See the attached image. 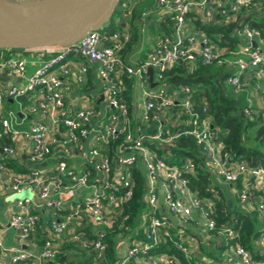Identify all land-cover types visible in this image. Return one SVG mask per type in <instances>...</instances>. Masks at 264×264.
Wrapping results in <instances>:
<instances>
[{
  "label": "built area",
  "instance_id": "1",
  "mask_svg": "<svg viewBox=\"0 0 264 264\" xmlns=\"http://www.w3.org/2000/svg\"><path fill=\"white\" fill-rule=\"evenodd\" d=\"M258 1L155 0L158 11L173 18L172 37H166L149 52L144 62L132 67L126 65L119 56L130 40L127 32L113 34L90 32L69 48H55L57 54L41 61L29 77L26 76V60L15 58L6 62L0 61L2 68L21 77H27V85L24 88H12L9 97L19 99L29 93L36 94L38 99L31 110L40 111L48 117V123L37 122L28 133L33 147L30 160L34 164L51 156L53 146L59 143V139L54 136L56 132L63 133L62 149L66 155L69 154L71 146L79 145L91 135V123L96 117L95 110L89 108L71 114L66 106L65 96L70 89V81H74L77 85L84 84L89 65L98 66V75L104 84L107 103L114 114L111 121L96 128L95 144L86 155L87 162L103 173L105 180L102 189L85 201L84 208L95 222L106 228L111 227L112 209L129 202L134 197L132 168L139 164L145 176L146 213L142 223L145 238L142 241H130L126 252L119 257L118 264H202L193 257V253L198 251V245L197 241H193L194 239L190 240L192 234L190 236L186 234L190 226H194L198 234L220 241L226 252L223 257L225 264H264V232L259 235L255 243L261 252L260 259L256 260L239 244V234L231 224L217 226L213 215V200L201 199L197 191L190 189L188 175H194L195 163L186 160L181 161L180 165H171L148 147L149 144H155L158 147L168 148L179 137H190L203 154L206 170L213 177L230 184H237L243 180L244 183L238 193L240 205L254 199L253 191L259 181L264 180V167L261 165L251 167L246 162L233 161L223 152V145L217 141V134L209 124L207 108L203 107L201 114L195 110L196 104L192 100L190 89L186 86L180 87L171 95L167 94L164 81L165 74L175 65L194 64L199 60L205 65L234 67L236 72L228 77L227 84L235 93L242 91L243 73L255 69L264 71V54L259 48L255 49L252 46V42H256L258 37L257 33L245 25L242 32L243 45L238 51L227 53V51H216L204 36L185 37L184 27L186 17L192 10L197 11L206 22L213 21L214 16H222L226 23H231L238 21V18ZM146 16L145 13L143 19ZM71 55L84 58L87 64L70 61ZM226 55L231 57L228 58ZM150 68L154 74V82L158 83V89L154 93L148 91L146 74ZM121 74L136 77L141 82L145 99L141 123L143 125H148L149 122L155 123L152 133L145 132L147 126L144 129L139 126L135 132L131 130L128 105L122 96L124 85ZM261 95L264 101V92ZM2 99L3 95L0 91V104ZM176 108H181L183 113L178 115ZM249 108L245 109L244 114L252 120ZM164 117L170 122L164 121ZM15 118L16 115L12 112L5 118L0 111V124L4 132L11 137L18 135L14 129ZM125 131H127V145L117 158L118 168L113 171L110 159L102 153V146L108 145ZM2 137L3 135L0 134V139ZM0 151L5 157L17 156L14 147L0 148ZM1 174L10 176L3 187L5 194L15 197L30 188L32 198L16 200L20 212L10 219V226L20 232L21 239L28 245V249L8 250L0 234V264H65L58 260L60 247L55 240L66 232L71 220L79 214L81 208L77 207V211L66 217L64 221H53L52 236L41 250H36L29 248L32 244L31 237L37 233L39 222L38 217L32 212V205L35 199H40L47 209L60 208L62 202L53 196L64 189L65 179L70 181L74 191L87 189L90 184V172L76 173L69 169L66 158L63 157L56 167L58 176L53 179L43 177L38 171H33L26 177L19 176L6 166L4 159L0 161ZM210 192L215 198L214 190ZM164 210L169 219L163 216ZM257 212L264 225V198L259 201ZM97 237L98 239L92 242L81 236H76L73 240L83 251H94L97 258L101 259L106 251V246L102 242L104 232H99ZM172 237H176L172 242L183 260L176 255L150 254L162 240H171ZM138 259H141V262L137 263Z\"/></svg>",
  "mask_w": 264,
  "mask_h": 264
},
{
  "label": "trees",
  "instance_id": "2",
  "mask_svg": "<svg viewBox=\"0 0 264 264\" xmlns=\"http://www.w3.org/2000/svg\"><path fill=\"white\" fill-rule=\"evenodd\" d=\"M132 1H135L134 6L127 0H121L117 7L118 9L121 4L123 5L125 3L131 5V8L126 11L127 16L131 17L128 31L130 40L119 54L123 61L126 58L125 56L132 50V47L137 44L141 38V30L138 29V24L140 25L142 21L146 20L143 19L144 13L149 10H154L156 6L154 0ZM250 8L253 10L251 12L253 15L238 26L236 25L237 21L226 23L222 16H214L213 21L206 22L195 10L189 12L186 17V22L192 26L193 32H197L208 39L211 46L216 51H227V53L230 51L236 52L243 43L242 32L245 25H248L250 29L257 33L258 37L256 40L264 41V0L254 2ZM151 17L152 16H147L146 18L149 20ZM163 19L164 20L159 21L157 27L164 37L171 38L173 33V18L171 15H163ZM122 24H124V22ZM122 24H118V29L123 27ZM148 26L149 25L146 24V28ZM118 29H110L109 31L100 30V33L113 34L118 32ZM17 51H21L25 54L34 51L39 52L41 50L0 49V61L6 62L15 59ZM56 54L57 51H54L52 55L47 56L45 59ZM226 57L230 58L231 56L226 55ZM235 72L236 70L230 69L226 65H205L198 60L194 64L179 63L175 65L165 74L164 83L168 87L170 94L178 91L180 87H188L192 95V100L196 104L195 110L198 111L199 114H201L203 107L207 108L210 126L217 134V141L223 145V152L228 154L233 161H243L251 167L258 165L264 167V110H257L252 107L249 108L246 94L236 95L232 88L227 85L226 81L228 77L235 74ZM122 83L125 86V91L122 96L123 100L128 105L131 130L135 132L139 126L143 129L147 126V131L145 132L152 133L155 123L152 124V122H149L148 125H143L134 114L133 92L135 79L125 75L122 77ZM31 95H33V93H29L27 96L19 98L18 100H23V102L33 101L34 99ZM5 102L8 107L13 106V102H11L10 99H6ZM203 103L206 105H203ZM248 108L251 111L252 120H249L244 114L245 109ZM201 118H203V116H201ZM249 130H253V135L248 134ZM0 134L3 135L0 139V148L14 147L11 135L4 132L1 124ZM126 138L127 131L121 133L118 138L112 140L108 145L102 146V153L110 159L113 171H116L118 167L117 158L122 154L123 148L127 145ZM148 147L154 150L159 158L164 159L171 165H180L181 161L186 160H191L195 163L194 175H188L190 189L197 191L201 199L213 200V215L217 226L221 227L222 225L231 224L239 234V244L252 254L256 240L259 235L264 232L263 229L259 230L258 228V221L260 220L259 215L256 214V212L245 213L236 209L231 211L226 206L222 196L218 199L214 198V194L210 192L212 189L215 191L214 181L206 170L204 156L194 140L190 137L181 136L168 148L158 147L155 144H149ZM3 159L6 166L17 174L25 176L31 172L30 169L18 165L12 158L4 156ZM132 171L135 184L134 197L129 202L112 209V226L103 228L104 237L102 242L106 246L104 256L99 259L92 251L86 253L78 247L77 244L65 243L59 249V261L65 264H93L97 260L100 264H118L119 255L117 245L120 240L129 237H131L132 240H144L145 232L142 223L146 213L145 176L139 164L134 166ZM238 186L239 182L237 187ZM38 230L41 232L39 228ZM36 235V243L42 249L48 238L44 237L42 233L40 235L38 231ZM87 235V239L91 242L98 239V237L90 231L87 232ZM33 238L34 235L31 237V240ZM175 239L176 237H172L171 240H162L150 254L179 256L172 242V240ZM69 250H72V252L74 251V253L68 255ZM215 250L218 252L217 254L203 249L202 253L209 256L212 262L214 260L218 261L220 255L225 251V248L221 245L219 248L215 247ZM63 257H68V260L63 261ZM179 257L183 260V257ZM71 258H76L77 260L71 261ZM253 258L256 260L260 259L259 256Z\"/></svg>",
  "mask_w": 264,
  "mask_h": 264
},
{
  "label": "crops",
  "instance_id": "3",
  "mask_svg": "<svg viewBox=\"0 0 264 264\" xmlns=\"http://www.w3.org/2000/svg\"><path fill=\"white\" fill-rule=\"evenodd\" d=\"M252 11L253 10H251V8L247 10L246 13H244L238 19V21L243 17H248V16L251 17L253 15L251 14ZM145 13L147 16H152L151 19L153 21H150L148 23L149 26L147 28H146L147 23L145 24L144 22H142L140 23V25L138 24V29L141 30V38L137 42V44H135L132 47L130 53H128L125 56L126 58L124 60L125 64L130 67L136 66L142 63L143 61H145L149 52H151L166 38L164 37V35H162L159 28L157 27L159 21L164 20L163 19L164 14L160 13L156 6L154 10H149ZM123 22L124 24H122ZM130 22H131V17L127 16V13H124L123 18L120 19L119 21V25L122 24L123 30H119L120 31L119 33H126V32L128 33L130 28L129 26ZM184 35L185 37L195 36L196 38L202 36L197 32H193L192 26L187 24V22L184 27ZM256 43L260 51H262V53L264 54V41L256 40ZM242 45L243 43L241 44V46ZM40 50L41 51L38 50L39 52L34 51L30 53H25L23 55L20 54V56L17 57L27 61V74H26L27 77H29L35 72L36 68L39 66L41 61L46 60L45 58L47 56L52 55V52L55 51V49H51V48L40 49ZM69 59L72 62L87 64V61L79 56L71 55ZM228 68L236 70L234 67H228ZM125 75L126 74H121L122 77ZM146 76L148 82V91L150 93H154L158 89V83L154 82L153 71L151 76L152 83L155 84L153 87H151V81H150V76L148 75V71ZM27 77H21L17 74L9 72L7 69L2 67L0 69V91L1 94L3 95L2 104H0V111L2 113V116L5 118L7 117L6 114L8 115V113L10 112L16 115V118L14 120V129L18 132V135H13L11 139L14 143V148L17 151V156L12 159H14L18 165L30 169L31 172L33 171L40 172V174L47 179H53L58 176L56 174V167L59 161H61L63 157L66 158V161L69 165V169L74 170L76 173L83 174L85 172H90L91 174L90 184L87 189L74 191L71 188L70 181L68 179H65L64 189L53 196L54 198L62 202V206L60 208L54 210L47 209L45 208L44 203L40 199H35L32 205L33 206L32 212L38 217L39 220L37 231L40 235L42 233L44 237H47L48 239L53 234L51 229V225L53 221L55 220L64 221L66 217L72 215L77 211V207L81 208L79 210V214L71 220L70 225L66 230V232L59 238H56L55 240L59 247H61L65 243L77 244L73 240L74 237L81 236L87 239L88 237L87 232L89 231L97 236L99 232H103V228L105 227L104 225L95 222L94 219L90 216V214L86 211V208H84L85 201L91 198V196H93L95 192L100 191L102 189L101 186L103 181L105 180L104 174L101 173L94 165H91L90 163L87 162L86 155L91 151L92 147L95 144L94 131L96 130V128H98L100 125L104 123L111 121L112 117L108 121H104V119L107 116V113L112 109L109 108L107 103L104 84L102 83V80L98 75V66L90 64L87 79L84 84L77 85L74 81H70L69 84L70 89L66 93L65 103L67 108L71 111V114H75L80 110H85L89 108L95 110L96 117L91 123V129H92L91 135L87 139L82 140L79 143V145L71 146L69 148L70 149L69 154L66 155L64 154L62 149V139L64 138L63 133L61 131L56 132L54 136L59 139V143L53 146L51 156H49L44 161H40L39 163L34 164L30 160L33 147H32V141L28 137V133L30 132L31 127L37 122L48 123V117L40 111L34 112L31 110L32 105L38 99V96L36 94L31 95L32 98L34 99L33 101H26V102H23V100L20 101L18 99H11L9 97V92L12 88L14 87L24 88L27 85ZM133 78L135 79L134 92H133L134 114L135 117L138 119V121H140L141 123V118L143 116V110L145 106V99L143 96V91H142L143 88L141 86V82L136 77ZM241 79L244 83V88L239 93L234 92V94L236 95L246 94L248 105L250 108L252 107L257 110H264V101L261 95V93L264 92V71L262 69L248 70L242 74ZM165 88L167 94H170L168 91V87L166 86ZM124 91H125V86L123 93ZM6 99H10V101L13 102L14 105L13 107H15V110L13 109V107H8L6 105L5 102ZM203 105L206 104L203 103ZM164 121H167L168 123L170 122L167 119V117H164ZM209 124H210V119H209ZM3 157L4 154L0 152V161L3 159ZM30 173L28 175H30ZM17 175L24 176L20 174ZM28 175H25V177ZM210 177L214 181L215 198L218 199L220 198V196H222L228 209H230L231 211H234L236 209L238 211H242L245 213L256 212V214H258L257 205L259 201L262 198H264V180L259 181L257 187L253 191L255 196L254 199L243 205H240L238 201L239 200L238 193L241 190L242 184L244 183L243 180L239 181V186H238L239 188H238L237 187L238 183L237 184L226 183L221 179L213 177L211 174ZM9 178H10L9 174L0 175L1 239L3 244L8 250H12V251L17 250L19 248H23L24 246H27L28 249V245H26L25 242L21 239L19 232L14 230L10 226L11 217L18 214L20 212V209L17 206V201L14 199V196L7 195L3 191V187L9 181ZM112 214H113V210H112ZM163 216H165L167 219L170 218L168 217L165 210L163 211ZM38 228L40 229L41 232H39ZM189 228L190 229L186 231V234L188 236L192 234L191 235L192 238L190 240L194 239L193 241L195 242L197 241L196 243L198 245V251H195L193 253L194 259L200 261L202 264L203 263L225 264L223 262V257L226 253L225 251L219 257L218 261L214 260L213 262L210 260L209 256L204 255L202 253V249H203L213 254H217L218 252L215 250V247L217 248L221 247L220 241L210 236L198 234V231L194 230V226H190ZM258 228L259 230L264 228L263 222L261 220L258 221ZM36 236L37 235L35 234L34 238L31 241L32 244H30L29 248L39 250V248L41 247H39V245H37L36 243L37 241ZM130 241H134V240H132V238L129 237L119 241L117 245L119 257L126 252L128 243H130ZM71 253H74V251L72 252V250H69L68 255ZM92 253L95 255L94 251H92ZM260 255L261 252L258 250V247L255 246L252 251V256L260 257ZM136 262L137 263L141 262V259L136 260ZM29 264H34V263H29ZM44 264H50V263H44ZM93 264H99V263L96 260Z\"/></svg>",
  "mask_w": 264,
  "mask_h": 264
},
{
  "label": "water",
  "instance_id": "4",
  "mask_svg": "<svg viewBox=\"0 0 264 264\" xmlns=\"http://www.w3.org/2000/svg\"><path fill=\"white\" fill-rule=\"evenodd\" d=\"M120 1L0 0V49L69 48L90 32L102 30L112 19ZM248 18L249 16L241 18L236 25ZM252 46L258 48L255 41ZM148 75L153 87L155 84L152 83L151 68L148 69ZM31 198L30 188L14 197L15 200ZM23 248L27 249V246ZM62 260L66 261L68 257H63Z\"/></svg>",
  "mask_w": 264,
  "mask_h": 264
},
{
  "label": "rangeland",
  "instance_id": "5",
  "mask_svg": "<svg viewBox=\"0 0 264 264\" xmlns=\"http://www.w3.org/2000/svg\"><path fill=\"white\" fill-rule=\"evenodd\" d=\"M7 1H9V0H7ZM127 1H129V3H131L133 6H134V3H135V1H132V0H127ZM129 3H125V4H121V6L116 10V12L114 13V15H113V17H112V19L110 20V22L108 23V24H106L103 28H102V31H109L110 29H114V30H117L119 27H117L118 26V24H119V21H120V19H122L123 18V15H124V13H126V11L128 10V9H130L131 8V5L129 4ZM253 5V4H252ZM251 5V6H252ZM164 15H166L165 13H163ZM152 18V17H151ZM149 19V20H147V18H146V20L145 21H142V22H144L145 24L147 23H149L150 21H153L152 19ZM129 23V22H128ZM118 30H123V28H120V29H118ZM100 32V31H99ZM118 32H120V31H118ZM51 49H55V48H51ZM20 54H24V53H22L21 51H17L16 52V55H15V58L17 57V56H20ZM14 106V105H13ZM12 106V107H13ZM13 109L15 110V107H13ZM5 111H7V110H5ZM175 111L178 113V115H180L181 113H183V111H182V109L181 108H176L175 109ZM6 114V113H5ZM113 114H114V111H109L108 113H107V116L105 117V119H104V121H108V120H110L111 119V117L113 116ZM6 116L8 117V115L6 114ZM6 117V118H7ZM253 133V130H249V132H248V134L249 135H253L252 134ZM254 137V136H253ZM252 140V139H251ZM251 140H249V141H251ZM173 160H175V159H173ZM39 248V247H38ZM39 250H41V248H39ZM222 255V254H221ZM220 255V256H221ZM215 256H217V255H215Z\"/></svg>",
  "mask_w": 264,
  "mask_h": 264
}]
</instances>
